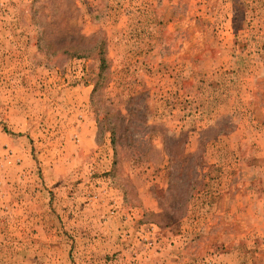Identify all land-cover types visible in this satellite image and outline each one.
<instances>
[{
    "label": "rangeland",
    "instance_id": "1",
    "mask_svg": "<svg viewBox=\"0 0 264 264\" xmlns=\"http://www.w3.org/2000/svg\"><path fill=\"white\" fill-rule=\"evenodd\" d=\"M263 197L264 0H0V264H264Z\"/></svg>",
    "mask_w": 264,
    "mask_h": 264
},
{
    "label": "crops",
    "instance_id": "2",
    "mask_svg": "<svg viewBox=\"0 0 264 264\" xmlns=\"http://www.w3.org/2000/svg\"><path fill=\"white\" fill-rule=\"evenodd\" d=\"M250 198H251V196L245 197V199H247L246 206L250 202ZM226 204L231 205V201H228ZM226 204H224V205L226 206ZM260 205H261L262 211L264 213V197L261 200ZM216 207H217L216 205L212 204V207H208V208H212V209H215L216 210ZM226 207H228V206H226ZM228 208H231V207L229 206ZM248 212H249V210H248ZM227 213L230 214V215H232V214L235 213V209L234 210H229ZM210 225H212V224H210ZM210 229H211V227L209 228V230ZM256 232H259V234H256L255 235ZM233 234L230 235V237L228 238V240H225V243H226L227 246H232V245L234 246V245H236V243L239 242L240 239H243L244 237L246 239L253 238V237L255 239L256 238H259L260 239L262 237L260 240H263V237H264V220H262V223L253 224L252 226H250L248 228V233L247 234H244V235H236V234L233 235ZM173 242H176V240L171 239V242L170 243H173Z\"/></svg>",
    "mask_w": 264,
    "mask_h": 264
}]
</instances>
